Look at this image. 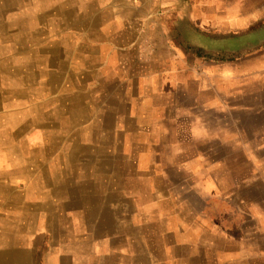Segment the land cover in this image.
Returning a JSON list of instances; mask_svg holds the SVG:
<instances>
[{
  "label": "crops",
  "instance_id": "1",
  "mask_svg": "<svg viewBox=\"0 0 264 264\" xmlns=\"http://www.w3.org/2000/svg\"><path fill=\"white\" fill-rule=\"evenodd\" d=\"M246 2L0 0V139L8 141L0 146V264H78V236L93 227L96 201L126 199L111 180L103 187L81 180L78 165L62 163L80 143L90 144L82 133L93 139L97 122L111 124L114 117L125 124L121 132L132 125L144 133L145 113L155 108L158 123L199 145L192 152L205 162L208 35L223 57L225 38L237 41L241 28L264 17V0ZM228 5L235 14L228 15ZM218 95L215 130L223 134V89ZM237 108L248 117L237 124L264 127V106ZM35 139L41 143L33 147ZM51 155L60 177L49 174L57 169ZM55 215L63 224L52 222Z\"/></svg>",
  "mask_w": 264,
  "mask_h": 264
},
{
  "label": "rangeland",
  "instance_id": "2",
  "mask_svg": "<svg viewBox=\"0 0 264 264\" xmlns=\"http://www.w3.org/2000/svg\"><path fill=\"white\" fill-rule=\"evenodd\" d=\"M228 7V15L235 14ZM239 15L250 20L246 11ZM263 21L257 17L252 27L241 28L237 41L225 38L223 57L215 54V38L208 35L204 94L211 130L203 164L192 152L199 145L177 136L172 124H159L155 108L145 113L147 132L127 125L123 133L125 124L113 117L111 124L91 126L93 139L82 133L89 145L80 143L73 156L62 157L67 166L78 165L75 176L81 180L102 187L111 180L113 190L127 196L96 201L100 213L91 220L93 227L81 228L78 236V264H264V127L253 121L237 124L248 118L238 105L264 106ZM216 86L224 93L223 134L215 130V114L221 110ZM7 142L0 139V146ZM40 143L35 139L32 146ZM50 159L57 169L49 174L60 177L56 157ZM55 216L52 222L63 224ZM66 238L72 239L70 234ZM58 245L57 253L62 251Z\"/></svg>",
  "mask_w": 264,
  "mask_h": 264
},
{
  "label": "built area",
  "instance_id": "3",
  "mask_svg": "<svg viewBox=\"0 0 264 264\" xmlns=\"http://www.w3.org/2000/svg\"><path fill=\"white\" fill-rule=\"evenodd\" d=\"M131 2H136V1H138V0H130Z\"/></svg>",
  "mask_w": 264,
  "mask_h": 264
}]
</instances>
